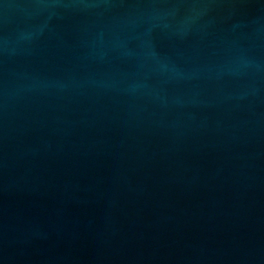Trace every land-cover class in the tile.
Listing matches in <instances>:
<instances>
[{
  "label": "water",
  "instance_id": "obj_1",
  "mask_svg": "<svg viewBox=\"0 0 264 264\" xmlns=\"http://www.w3.org/2000/svg\"><path fill=\"white\" fill-rule=\"evenodd\" d=\"M0 264H264V0H0Z\"/></svg>",
  "mask_w": 264,
  "mask_h": 264
}]
</instances>
